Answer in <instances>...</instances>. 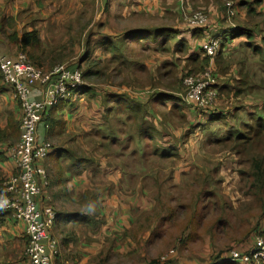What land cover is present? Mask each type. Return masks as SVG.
<instances>
[{"label":"crops","instance_id":"1","mask_svg":"<svg viewBox=\"0 0 264 264\" xmlns=\"http://www.w3.org/2000/svg\"><path fill=\"white\" fill-rule=\"evenodd\" d=\"M75 1L0 0V53L15 57L26 52L33 64L45 70L69 57L80 60L76 54L81 53L100 60V65L94 61L93 85L87 84L74 105L52 109L36 131L37 140H50L54 146L44 161L50 183L42 185L36 197L39 207L50 205L57 215L50 231L59 240L60 252L52 264H154L165 251L182 264H202L238 242V234L247 230L241 219L249 231L255 229L242 245L254 244L256 234L264 232V219L254 210L247 215L228 192L216 188L220 182L225 186L223 171L229 168L223 164L228 157L236 161V153L223 145L214 150V146L221 145L217 141L226 137L224 131L235 132L238 123H248L263 100L239 92L242 86H236V80L240 77L233 80L227 73L220 86L227 98L220 95L205 112L183 97L182 75L193 69L186 64L195 59L194 54L204 60L200 46L209 34L226 28L227 11L222 8L227 0H162L160 25H135L128 19L120 29L101 25L94 40L75 41L72 56L71 35H66L68 48L54 46L53 29H61L71 18L79 22L80 12L63 14ZM234 1L240 14L231 25L241 29L248 0ZM149 5L144 0L138 6L148 12ZM258 6L264 13V0ZM61 7V13H52ZM196 8L207 10L212 25L182 21L181 28L177 19ZM127 9L128 15L137 11L132 6ZM169 18L175 22H168ZM33 30L38 32L39 44L24 47L23 35ZM243 34L227 40L221 54L232 50L237 39H245ZM88 43H92L90 49ZM99 78L105 80L95 81ZM33 96L41 98L40 90ZM134 105L142 108L144 134L137 128L133 133H113L115 128L135 127L129 117ZM22 117L20 102L0 72V191L4 180L18 172L13 148L20 138ZM125 136L123 147L134 158L147 159L144 167L157 161V172L133 177L128 163L118 157V144ZM108 139L109 146L104 144ZM153 141L170 155L153 154ZM73 149L88 153L94 161H71L67 153ZM236 165L232 168L235 178ZM26 245L25 225L11 211L0 212V264H28Z\"/></svg>","mask_w":264,"mask_h":264},{"label":"built area","instance_id":"2","mask_svg":"<svg viewBox=\"0 0 264 264\" xmlns=\"http://www.w3.org/2000/svg\"><path fill=\"white\" fill-rule=\"evenodd\" d=\"M253 1V0H252ZM235 3L227 0V16L235 15ZM189 25H209L207 13L198 9L185 15ZM234 26V25H233ZM209 36L200 46L208 57V66L198 73H187L183 78L184 99L195 108H207L220 96L221 87L215 74V60L222 49L223 34ZM0 72L4 82L13 89L23 110L21 134L13 148L18 172L4 180L0 191V212L11 211L26 228L25 253L28 264H52L59 255V240L51 233L57 215L52 206L39 207L37 195L42 185L47 186L49 175L44 161L53 150L50 140H37L36 131L45 115L60 103H73L85 83L83 70L76 63H59L45 70L31 62L27 53L15 57L0 53ZM40 90L41 98L33 96ZM223 258L246 264H264V237L257 235L248 250L231 249ZM154 264H179L162 256Z\"/></svg>","mask_w":264,"mask_h":264},{"label":"rangeland","instance_id":"3","mask_svg":"<svg viewBox=\"0 0 264 264\" xmlns=\"http://www.w3.org/2000/svg\"><path fill=\"white\" fill-rule=\"evenodd\" d=\"M79 1L81 2L84 1L82 3L84 5L82 9L80 8L83 5L81 6V4H79V7H78ZM79 1L77 0L75 1L74 7L71 8V10H63V7H61V8H58V10H54L52 12L54 14L57 13V11L61 13V11L63 10L64 15H74L80 12L78 15V18H79L78 23L77 22L75 23V20H76V17H75V18H71L69 20V24H64L61 27V29H58V28L53 29V33L55 35V39L53 41L54 46L61 45L63 47H66L67 46L66 35L67 33L71 35L70 49H69L71 52L69 53V55H72V56L74 55L73 46L75 45V41L78 40V38L83 39V37L85 39H89V42H90V39L94 40V36L100 33L103 29L101 28V25H108L109 27L120 29L121 25L128 19L129 21H131V23L135 25L144 26L146 24V25H149L150 27H153V26L160 25V23L163 21V19L161 18L157 19V16L159 17L158 11L162 3V0H160L158 3H155V0H146L150 4L148 7V12L145 10L142 11V9L138 6L144 0H79ZM248 4H249V6H247L248 10H247V13L245 14L246 20L244 21L241 20L240 25H241V28H243L248 33H250L251 36H248L246 33H245L246 35L243 34L245 39H242V38L237 39L236 41L233 42L234 47L232 50L228 51L227 53L221 54L220 57L218 56L217 61L215 62V64L217 65V67L215 68V74L217 75L218 83L220 86L223 84L222 82L225 78L223 76L226 75L225 73L230 74L231 75L230 79H233V80L234 78H236V76L240 77V79L236 80V86H242L243 83L241 82L245 78L246 84L244 85V87H242L244 88V91L246 93H252V94H255L256 96H260L263 100L262 110L260 109L256 112V115H255L256 116L255 119H256L259 115L264 116V81H262L264 80V41H263L264 39V13H262L261 11H258L259 10L258 4L253 3L252 0H248ZM129 6H132L134 10H137L136 13H133L132 15H128V12L125 13V10H128L127 8ZM225 7L222 8L224 9V12L227 11V7L226 8ZM198 9H202L207 13L209 17V25H212L211 19H210V16L207 10L203 8H196L193 11L198 10ZM234 9L236 12L235 15H233L230 19L229 18L225 19L226 28H221V29L218 28L215 32L209 34V36H214L220 31H225L231 34H234L237 31V29H235L236 27L231 24L237 23V19L240 13L238 12V8L236 6H234ZM63 14L61 15L63 16ZM188 14L189 12L186 13V15ZM168 16H171L173 18L171 14H169ZM184 16L185 14L181 15V20L177 19V21L182 23V25H180L181 28H183V25H184L183 22L187 25V22L185 21ZM170 19L171 18H169V20ZM172 21H174V19L168 22L171 23ZM84 31L86 33V36L83 35ZM73 41L74 43H72ZM87 46H88L87 48L90 49L92 47V43L91 44L88 43ZM76 55L78 57H84V56H81L82 53L76 54ZM193 56L195 57V59H191L189 64H186V65L192 66L193 69L192 71L188 70V72L183 73L182 83H183V78L187 73H191V72L198 73L201 70H203L205 66H208V62L205 63L198 54H194ZM73 58L74 57H69L59 63H76L79 61V59L77 58L75 60H72ZM94 61L99 62L100 60H96V58L93 59L92 57L89 56L88 61L84 65H82L83 70L86 71L88 68H91L92 70L93 67H96L97 65H94ZM99 65H100V62H99ZM99 68H101V66ZM92 78L94 77H91L90 78L91 80H85V83L86 84L94 83V79ZM97 80L104 81L105 79L99 78V79H96L95 81ZM250 88L253 90H251ZM220 95L222 96L221 98H224V97L227 98L225 92H223L222 89L220 91ZM184 96L185 95H183V97ZM219 97L214 100L212 105H214L216 101L219 100ZM211 106L207 108H199V109L196 108V110H198L199 112H205ZM255 119L250 120L248 123H252V122L254 123ZM243 125L244 123L240 125L238 123L237 129H235L237 131L235 132L230 131V133L228 130L224 131L223 136H227L228 134H231V133H238L241 131H245L243 129ZM134 129L136 128L133 125H128L127 128L125 127L115 128L113 130V133L116 134L118 132H123V131L133 133ZM127 138L128 137L125 136V140L122 142V144H118V157L122 161H125L128 163V165L130 166L128 170L134 174L133 177L139 176L141 174H150L151 172L154 171V169L156 170V168L154 167L157 166V163H158L157 161H152L153 162L152 166H151V163L149 162L146 168L143 166V161L145 158L139 157V159H136L134 158L133 155H131L126 150L125 147H123L124 144L127 143ZM104 144H106L107 146L111 145L110 140L109 139L105 140ZM134 145L132 144L131 147H134ZM214 147H215L214 150L223 149L222 145L220 146L215 145ZM249 149H251L250 152H247L246 154L241 155L242 158H244L248 162L254 154L264 153V141L261 143L260 142L256 143L254 145V148H249ZM221 156L222 155H220V157ZM235 156H236L237 165L233 157L232 158L228 157V161L226 162V164H223L224 165L223 168H226V167L229 168L223 171L226 177L225 186H223V182H220L217 184L216 188H218L219 190H222V191L225 190L226 192H228L232 196L233 199L237 200L236 203L239 205V208L244 207L245 211H247L250 208L251 209L257 208L258 206L257 199L253 196V194H250V190L248 191V187L245 186V182H243L242 180L243 175L240 173V170H243L245 166L241 164V159L239 158V156L237 154ZM248 162H247V167L249 168L250 163ZM235 165L237 167L236 178L234 174V169H232ZM166 175H168V173H166ZM187 176L192 177V174L187 175ZM246 184L248 185V181H246ZM240 212L242 211L240 210ZM258 212H260L261 214V211L259 209H255L254 213L256 215L258 214ZM259 218L264 219V215L261 214ZM246 220L248 221L249 217L246 216ZM239 223H241L243 228H246L247 230L244 233L238 234L239 236H237V240L238 239L239 240L236 244L229 246V248L227 247L224 251H221V252L217 251L215 253V255L219 256L218 258L219 260L215 262V264H239V262H234L231 260H227L228 258H223L224 254H228L229 251L234 248L245 251L253 246V244L242 245V243L244 242V239L251 232L255 231V229H253L252 231H249L248 230L249 227L248 226L246 227L245 221L242 219L239 221ZM257 235H261V234L257 233L256 236ZM166 255L170 257L171 261L182 264L179 262V260L176 259L175 256L173 257V255L170 254L169 251L163 252L159 256V259L162 256H166ZM213 262H214V259L212 257L208 262H204L202 264H213Z\"/></svg>","mask_w":264,"mask_h":264},{"label":"trees","instance_id":"4","mask_svg":"<svg viewBox=\"0 0 264 264\" xmlns=\"http://www.w3.org/2000/svg\"><path fill=\"white\" fill-rule=\"evenodd\" d=\"M260 2H261V0H253V3L259 4ZM235 29H237V31L234 34L224 32L221 52L223 51V47L225 45V42H227V40H229L231 38H235L237 36L242 35L244 32H247L244 29L242 30V28L241 29L235 28ZM140 31H142V30H137L135 33H137V32L139 33ZM246 34L248 36H251V34L248 32ZM233 35H235V36H233ZM263 41H264V39H263ZM39 42H40L39 35H38V32L35 30H33L31 32H27L23 35L22 43H23L24 47H26L28 44L37 45V44H39ZM201 53H202V51H201ZM220 54L221 53H219L218 56ZM202 56L204 57L203 61L205 63H207V62L209 63L208 57H206L204 55H202ZM218 56H217V58H218ZM217 58H216L215 62L217 61ZM85 59H87L86 60V62H87L89 59V54L87 55L86 58L82 57L78 61L81 68H82V65L85 64ZM93 69H94V67L92 68V70H91V68H88L85 71L82 68L84 81L85 80H91L90 78L94 77ZM245 76H247V75H245ZM92 79H94V78H92ZM262 81H264V80H262ZM241 83H243L242 87H244V85L246 84L245 78L243 79V81ZM86 86H87V84L84 83L80 88V92L77 95L76 100L73 103H66V105L67 106L74 105L84 94V89L86 88ZM251 90H253V89H251ZM241 91H244V88H241V90L239 92H241ZM63 104H65V103H60L58 106L59 107L63 106ZM262 105L260 108L261 110H262ZM58 106H56V107H58ZM56 107H53L52 109H54ZM141 112H142V108L140 105H134L130 109V112H129V117H130V119H132L134 121L135 128H137V126H138L137 129L139 130L138 133L140 135L144 134V130H145L144 125L142 124ZM255 117L256 116H252L251 120L255 119ZM252 123H244L243 129L245 131L238 132L239 134L238 133L228 134L226 137L218 140L217 143L221 144L224 147L235 152L239 156V158L241 159V164L245 166V168L243 170H240V173L243 175L242 180H243V182H245V186L248 187V191L250 190V194H253V196L257 199V202H258L257 208L248 209L246 211V214L247 215L252 214L253 210L255 211V209H259L261 211V214L264 215V153L254 154L250 158L249 162L247 160H245L244 158H242V156H241V155L246 154L247 152H250L251 149H249V148H254V145L256 143H258V142L261 143L264 141V116L259 115L254 120V123L253 124ZM52 126L53 125H49V129H50L49 131H52V128H51ZM133 138H134V136H133ZM130 139H132V138H130ZM151 147H152L151 152L153 154L160 155L161 157H164V156L166 157V156L170 155V154H167L165 151L159 149L157 143L154 141H153V143H151ZM142 152H141L142 155H144V156L147 155L146 149L144 151L142 150ZM87 154L88 153H85V152L80 153L78 151V149H73V153L68 152L67 156L69 155V159L71 161L76 160V161H80L81 163H88L89 161L90 162L94 161L93 160L94 158L92 159L91 157L87 156ZM134 154H137V152H135ZM247 162L250 163L249 168L247 167ZM246 181H248V185L246 184ZM49 183H50V181L48 180L47 186L49 185ZM260 234L264 237V232H260ZM218 258H219V256H217V255L213 256V259H214L213 264H215V262H217L219 260ZM171 262H173V261H171Z\"/></svg>","mask_w":264,"mask_h":264}]
</instances>
